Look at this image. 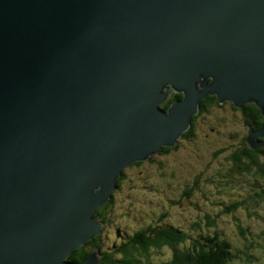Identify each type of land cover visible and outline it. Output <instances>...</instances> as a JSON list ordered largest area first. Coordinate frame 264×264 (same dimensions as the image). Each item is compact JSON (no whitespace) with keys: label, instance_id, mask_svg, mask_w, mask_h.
<instances>
[{"label":"water","instance_id":"1","mask_svg":"<svg viewBox=\"0 0 264 264\" xmlns=\"http://www.w3.org/2000/svg\"><path fill=\"white\" fill-rule=\"evenodd\" d=\"M208 96L255 105L264 147V0H0V264H76L123 170Z\"/></svg>","mask_w":264,"mask_h":264},{"label":"rangeland","instance_id":"2","mask_svg":"<svg viewBox=\"0 0 264 264\" xmlns=\"http://www.w3.org/2000/svg\"><path fill=\"white\" fill-rule=\"evenodd\" d=\"M219 105L199 116L194 135L176 149L124 170L106 210L108 223L100 240L104 250L139 229L161 224L180 229L189 240L217 234L234 254L228 264H264V196H256L264 193V172L257 173L255 166L231 170L228 158L243 144L247 128L238 108ZM233 204L235 209L222 214ZM168 248L153 251L152 263H167L172 255Z\"/></svg>","mask_w":264,"mask_h":264},{"label":"trees","instance_id":"3","mask_svg":"<svg viewBox=\"0 0 264 264\" xmlns=\"http://www.w3.org/2000/svg\"><path fill=\"white\" fill-rule=\"evenodd\" d=\"M180 98L181 94H173L169 97L166 104L161 106V109L165 110L172 101ZM213 101H215V98L208 96L200 102L201 111L198 115L192 117L191 127L182 134L181 139H187L194 135L195 120L203 114V108L213 105ZM241 112L245 117L246 126H250L253 129H258L261 126L263 119L255 105L246 104L241 109ZM245 138L241 147L235 149L228 158L233 164L231 170L236 171L240 168L244 171H251V167L255 166L257 173H260V171L263 173V165L260 162L264 163V160H261V156L264 155V147L251 150L246 145ZM165 151H168V149H165ZM138 164L140 163H136V165ZM123 177L124 175L116 180L117 187ZM189 193V191H184L185 195H189ZM113 194L114 192L107 203L95 211V215H98L99 221L102 222L101 233L93 240L73 251L68 258L69 262L80 263L91 253L92 249L97 247L101 253V259L98 264H153L150 257L151 253L155 250H161L164 246L169 247L168 249L172 251L170 260L164 264H228L233 260L234 254L231 252L229 242L225 239H219L217 234H204L189 240L180 229L161 224L148 225L143 229H139L121 242L114 245L111 244L104 250L100 240L108 223L106 210L113 202ZM256 196H264V193ZM236 207L237 204L230 205L225 208L222 214L232 211ZM210 224L214 223L210 222Z\"/></svg>","mask_w":264,"mask_h":264},{"label":"flooded vegetation","instance_id":"4","mask_svg":"<svg viewBox=\"0 0 264 264\" xmlns=\"http://www.w3.org/2000/svg\"><path fill=\"white\" fill-rule=\"evenodd\" d=\"M173 95V94H172ZM172 95H170V96H172ZM169 96V97H170ZM169 97L167 98V101H168V99H169ZM181 97H182V95H181ZM215 98V97H214ZM173 102V101H172ZM164 104H166V103H164ZM213 104H216L217 106H220L219 104H218V102H217V99L215 98V101H213ZM221 105H228L229 107L232 105L231 103H228V102H224L223 104H221ZM169 107V105L167 106V108ZM160 108H161V106H160ZM166 108V109H167ZM165 109V110H166ZM205 111H207L208 109H209V107H207V108H203ZM232 109H235L234 107H232ZM204 111V112H205ZM239 111H241V109H239ZM197 119H199V117L197 118ZM196 119V120H197ZM195 120V121H196ZM242 122H243V124L245 125V117H244V115H243V118H242ZM245 127H246V125H245ZM182 139H180L179 141H178V143H177V145L179 144V142L181 141ZM177 145L175 146V147H163L162 148V150H161V152L159 153V155H161V154H166V153H168L169 151H171V150H174V148H176L177 147ZM165 149H168V151H165Z\"/></svg>","mask_w":264,"mask_h":264},{"label":"bare ground","instance_id":"5","mask_svg":"<svg viewBox=\"0 0 264 264\" xmlns=\"http://www.w3.org/2000/svg\"><path fill=\"white\" fill-rule=\"evenodd\" d=\"M172 94H175V93H172ZM172 94H171V95H172ZM169 96H170V95H169ZM169 96H168V97H169ZM168 97H167V98H168ZM204 99H205V98H204ZM201 101H202V100H201ZM166 102H167V100L165 101V103H166ZM173 102H174V101H173ZM162 105H163V104H162ZM200 111H201V104H199V112H200ZM204 111H205V110H204ZM203 113H204V112H203ZM249 127H250V126H249ZM250 128H251V127H250ZM251 129H253V128H251ZM253 130H255V129H253Z\"/></svg>","mask_w":264,"mask_h":264},{"label":"clouds","instance_id":"6","mask_svg":"<svg viewBox=\"0 0 264 264\" xmlns=\"http://www.w3.org/2000/svg\"><path fill=\"white\" fill-rule=\"evenodd\" d=\"M161 106H162V105H161ZM244 106H245V105H244ZM198 113H199V112H198ZM197 115H198V114H197ZM191 122H192V121H191ZM255 130H257V129H255ZM154 156H155V155H154ZM154 156H152L151 158H153ZM149 160H150V159H149ZM124 170H125V169H124ZM124 170H123V171H124ZM122 175H123V174H122Z\"/></svg>","mask_w":264,"mask_h":264}]
</instances>
